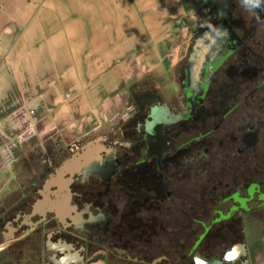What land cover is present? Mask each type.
I'll return each mask as SVG.
<instances>
[{"label":"flooded vegetation","instance_id":"obj_1","mask_svg":"<svg viewBox=\"0 0 264 264\" xmlns=\"http://www.w3.org/2000/svg\"><path fill=\"white\" fill-rule=\"evenodd\" d=\"M230 19L194 35L179 74L181 104L135 90L134 106L109 135L34 152L24 163L34 173V199L24 193L0 214V236L14 215L34 207V240L57 229V214H65L61 235L86 260L197 264L201 256L228 264L219 246L236 248L240 234L224 229L242 220L248 190L264 178L256 163L264 141V11L233 0ZM77 156L84 160L72 176L58 180ZM30 241L8 248L5 263L16 250L29 258Z\"/></svg>","mask_w":264,"mask_h":264},{"label":"crops","instance_id":"obj_2","mask_svg":"<svg viewBox=\"0 0 264 264\" xmlns=\"http://www.w3.org/2000/svg\"><path fill=\"white\" fill-rule=\"evenodd\" d=\"M202 1L0 0V214L21 190L34 152L109 135L134 106L135 90L181 104L186 50L198 27L213 24ZM258 180L239 210L242 220L224 229L238 231L244 247L234 264H264V178ZM20 196L34 199L33 192ZM236 210H228L232 220ZM30 213L4 227L0 258L31 238L30 256L18 264H104L86 260L60 228L34 240ZM234 247L224 243L219 251Z\"/></svg>","mask_w":264,"mask_h":264},{"label":"water","instance_id":"obj_3","mask_svg":"<svg viewBox=\"0 0 264 264\" xmlns=\"http://www.w3.org/2000/svg\"><path fill=\"white\" fill-rule=\"evenodd\" d=\"M232 1L233 0H212V3L214 4V6L216 8V14H217L218 18L224 19L226 21L225 22L226 25H228L231 22L230 21L231 20L230 19V10H231V6H232ZM211 23H213V22H211ZM202 29H204L203 25L201 27H198L196 32H199ZM196 32H195V34H196ZM82 160H84L83 156H77V157H75V159L64 164V166L58 171V174H57L58 180L64 181V177L66 175L72 176V171H73L74 167L77 164H79ZM50 187H51V184H49L47 186V190ZM42 215L44 216L45 214L43 213ZM33 217H34V207H33L32 213L30 214L28 219H32ZM56 219L58 220V228H60L61 231L65 232L66 231V229H65V220H66L65 214H62V213L57 214ZM227 255H228V257L231 258V261L229 259L227 261V263L234 264V262L239 261L241 259V257L244 256V247L242 245H239L236 248H234L232 251H230ZM197 264H216V262L214 260H207V259L199 256Z\"/></svg>","mask_w":264,"mask_h":264},{"label":"rangeland","instance_id":"obj_4","mask_svg":"<svg viewBox=\"0 0 264 264\" xmlns=\"http://www.w3.org/2000/svg\"><path fill=\"white\" fill-rule=\"evenodd\" d=\"M259 156L261 158V160L259 159L258 161L259 162H256V163H259V164H263L264 166V141L262 143V145L260 146V151H259ZM263 160V162H262ZM30 165L34 166V163H30ZM254 165V164H253ZM25 168H28L27 166ZM34 180V173L31 172V171H28V173H24V177L23 179L21 180V183H20V186H21V190L18 191L13 197L10 198V200L8 201V208L11 207V209H14L15 208V205H17L18 203H21L22 201H24L25 197L24 198H20L21 194H29L30 192H28V187L31 186V184L33 183ZM255 188V185L253 186ZM257 187V186H256ZM28 199H31L30 197ZM16 215H14V219L17 217H15ZM22 215H20V218L22 219ZM230 218V215L228 216ZM227 218V217H226ZM226 218H222V220L226 219ZM2 233L4 232V230L1 231ZM26 240L24 239L21 243L25 242ZM18 245V244H16ZM15 245V246H16ZM14 246V247H15ZM23 263H26L27 260L24 258L22 260ZM0 264H6L5 263V260H1L0 259Z\"/></svg>","mask_w":264,"mask_h":264},{"label":"clouds","instance_id":"obj_5","mask_svg":"<svg viewBox=\"0 0 264 264\" xmlns=\"http://www.w3.org/2000/svg\"><path fill=\"white\" fill-rule=\"evenodd\" d=\"M241 6L248 12L264 11V0H240ZM259 19V16H257Z\"/></svg>","mask_w":264,"mask_h":264},{"label":"built area","instance_id":"obj_6","mask_svg":"<svg viewBox=\"0 0 264 264\" xmlns=\"http://www.w3.org/2000/svg\"><path fill=\"white\" fill-rule=\"evenodd\" d=\"M204 6L205 12L208 15L207 23H211L217 20L216 8L212 3V0H203L201 3Z\"/></svg>","mask_w":264,"mask_h":264},{"label":"trees","instance_id":"obj_7","mask_svg":"<svg viewBox=\"0 0 264 264\" xmlns=\"http://www.w3.org/2000/svg\"><path fill=\"white\" fill-rule=\"evenodd\" d=\"M264 173V172H263ZM15 250V249H14ZM30 256V253H29ZM12 260V263L18 264L22 261V255L19 253V250H16V252H13L11 256H9ZM1 260H6V256H3L0 258Z\"/></svg>","mask_w":264,"mask_h":264}]
</instances>
